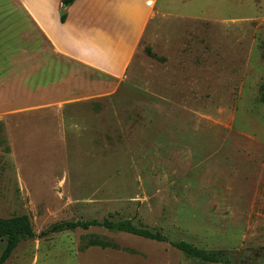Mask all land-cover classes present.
Wrapping results in <instances>:
<instances>
[{
    "label": "rangeland",
    "instance_id": "rangeland-1",
    "mask_svg": "<svg viewBox=\"0 0 264 264\" xmlns=\"http://www.w3.org/2000/svg\"><path fill=\"white\" fill-rule=\"evenodd\" d=\"M158 7L120 78L68 65L69 78L0 79V218L25 215L36 234L4 264H194L102 228L39 236L105 219L228 264L264 248V0ZM96 238L119 250L85 248Z\"/></svg>",
    "mask_w": 264,
    "mask_h": 264
},
{
    "label": "crops",
    "instance_id": "crops-1",
    "mask_svg": "<svg viewBox=\"0 0 264 264\" xmlns=\"http://www.w3.org/2000/svg\"><path fill=\"white\" fill-rule=\"evenodd\" d=\"M158 3L75 0L64 6L63 0H0V79L56 73L69 78L68 65L120 78L161 13Z\"/></svg>",
    "mask_w": 264,
    "mask_h": 264
},
{
    "label": "trees",
    "instance_id": "trees-1",
    "mask_svg": "<svg viewBox=\"0 0 264 264\" xmlns=\"http://www.w3.org/2000/svg\"><path fill=\"white\" fill-rule=\"evenodd\" d=\"M75 0H63L64 6H69ZM61 22H64L65 15L61 14ZM150 54L149 51H147ZM264 58V46H263ZM264 92V85L261 88ZM264 104V97L261 98ZM2 143L0 142V146ZM90 228H102L109 232L126 233L138 236L144 239L169 243L173 248L177 249L182 255L192 261L194 264H228V260L224 258L223 251H206L197 248L196 246L187 242H168L167 238L159 232H152L145 228L137 227L130 220H122L113 222L111 220H90V221H76V222H62L51 225L46 231L39 234L40 237H46L53 234L63 233L67 231L83 230L86 231ZM36 237L29 218L25 215L17 216L9 219L0 218V240L5 241V246L0 254V264H4L11 256L13 251L18 245L26 240ZM99 247L101 249L119 250V248L105 240L93 239L90 240L85 248Z\"/></svg>",
    "mask_w": 264,
    "mask_h": 264
},
{
    "label": "flooded vegetation",
    "instance_id": "flooded-vegetation-1",
    "mask_svg": "<svg viewBox=\"0 0 264 264\" xmlns=\"http://www.w3.org/2000/svg\"><path fill=\"white\" fill-rule=\"evenodd\" d=\"M260 260V257H254L252 254L241 255V257L237 258V262L244 264H258Z\"/></svg>",
    "mask_w": 264,
    "mask_h": 264
},
{
    "label": "water",
    "instance_id": "water-1",
    "mask_svg": "<svg viewBox=\"0 0 264 264\" xmlns=\"http://www.w3.org/2000/svg\"><path fill=\"white\" fill-rule=\"evenodd\" d=\"M254 257H260V262L258 264H264V248L259 249L257 251H255L254 253H251ZM228 261L230 262V258L228 259Z\"/></svg>",
    "mask_w": 264,
    "mask_h": 264
}]
</instances>
